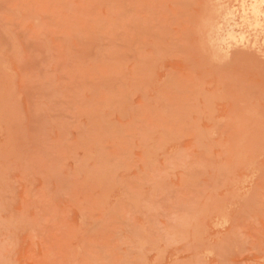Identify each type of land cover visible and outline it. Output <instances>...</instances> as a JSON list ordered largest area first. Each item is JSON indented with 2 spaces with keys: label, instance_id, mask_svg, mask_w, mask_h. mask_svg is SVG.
Listing matches in <instances>:
<instances>
[{
  "label": "rangeland",
  "instance_id": "obj_1",
  "mask_svg": "<svg viewBox=\"0 0 264 264\" xmlns=\"http://www.w3.org/2000/svg\"><path fill=\"white\" fill-rule=\"evenodd\" d=\"M258 6L0 0V264H264Z\"/></svg>",
  "mask_w": 264,
  "mask_h": 264
},
{
  "label": "bare ground",
  "instance_id": "obj_2",
  "mask_svg": "<svg viewBox=\"0 0 264 264\" xmlns=\"http://www.w3.org/2000/svg\"><path fill=\"white\" fill-rule=\"evenodd\" d=\"M253 3L259 4V6L257 8L255 7V11H253L254 15L250 16V19L254 21L252 26L259 28L261 27L264 19V17L262 16L263 11L261 10V6L264 4V0H253ZM242 9L244 10V6H242Z\"/></svg>",
  "mask_w": 264,
  "mask_h": 264
}]
</instances>
